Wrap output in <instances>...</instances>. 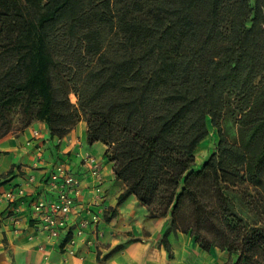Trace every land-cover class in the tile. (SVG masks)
I'll return each mask as SVG.
<instances>
[{
  "label": "trees",
  "instance_id": "obj_1",
  "mask_svg": "<svg viewBox=\"0 0 264 264\" xmlns=\"http://www.w3.org/2000/svg\"><path fill=\"white\" fill-rule=\"evenodd\" d=\"M216 43L221 53L207 56ZM263 83L264 0H0V117L20 105L25 125L36 119L51 138L83 119L87 144L106 146L125 186L117 206L134 196L236 264H264V226L231 198L252 187L257 197L241 202L264 213ZM229 99L245 143L222 133ZM207 119L218 147L193 169Z\"/></svg>",
  "mask_w": 264,
  "mask_h": 264
},
{
  "label": "crops",
  "instance_id": "obj_2",
  "mask_svg": "<svg viewBox=\"0 0 264 264\" xmlns=\"http://www.w3.org/2000/svg\"><path fill=\"white\" fill-rule=\"evenodd\" d=\"M86 129L81 121L58 142L56 137L51 138L44 123L36 122L18 136L0 141V194L18 188L29 176L35 181L27 189V197L16 203L15 213L0 199V264H231L232 257L227 252L218 248L204 252L190 237L171 229L170 224H149L145 228L132 225L136 211L146 208L134 196L117 206L124 186L115 179L105 158L106 146L100 142L87 144ZM35 132L39 138H33ZM28 141L30 146H26ZM86 153L103 166L101 183L82 173L81 160ZM38 156L41 163L33 168ZM56 163L68 165L78 177L82 201L93 202L95 195L101 197L102 238L90 249L79 247L82 259L78 255L66 256L65 235L58 233L47 238L37 230L31 217V204L37 198H55V194L48 195L45 189ZM109 208L117 211L110 220L106 216ZM11 216L17 222L11 221Z\"/></svg>",
  "mask_w": 264,
  "mask_h": 264
},
{
  "label": "built area",
  "instance_id": "obj_3",
  "mask_svg": "<svg viewBox=\"0 0 264 264\" xmlns=\"http://www.w3.org/2000/svg\"><path fill=\"white\" fill-rule=\"evenodd\" d=\"M33 138H39V133L35 132ZM61 138H57L60 142ZM31 141L26 143L30 146ZM37 152H40L39 147ZM41 163V157L38 156L33 163V168H37ZM83 174L92 177L97 183L102 182L101 164L91 154H84L82 160ZM34 177L29 176L18 188L7 190L0 194V199L7 207H10L11 213L16 212V203L22 202L27 197V189L34 183ZM46 192L55 194V198L39 197L31 204V217L36 222L39 232H42L47 238H52L58 233L65 235L63 242V253L66 256L82 259L83 256L78 253L79 247L86 249L94 247L102 238V232L99 228L102 220V209L100 208L101 197L94 196L93 202H85L81 199L80 180L72 170L63 163H56L53 166L47 180ZM11 221L16 217L11 216ZM73 232L71 233L70 230Z\"/></svg>",
  "mask_w": 264,
  "mask_h": 264
},
{
  "label": "rangeland",
  "instance_id": "obj_4",
  "mask_svg": "<svg viewBox=\"0 0 264 264\" xmlns=\"http://www.w3.org/2000/svg\"><path fill=\"white\" fill-rule=\"evenodd\" d=\"M221 50L222 48L220 44L218 43L213 44L209 48L208 50L209 54H207V56L209 55V56L217 57L221 53ZM67 59H69V57H67ZM67 84H68L66 85L67 88L69 89L72 88L71 84L69 83ZM258 91L261 93L264 92V83L258 86ZM68 97L70 99L71 104L77 105V98L72 92L69 93ZM237 103H238L237 99L228 100L227 107L222 115V119H221L222 121H220V126H221V130H222L224 137L232 144H241L243 142L245 143L248 140V137H246L242 131L243 128L241 127L239 107ZM26 120L27 119L25 115L23 114V107L22 106L20 107V105L13 106L12 108L8 110V112L6 111L0 117V141L10 136H18L19 134L24 132L25 129H27L31 124L39 122L36 119H33L31 120L29 125L26 126L25 125V123H27ZM81 121L85 123L83 119H80L76 123V125ZM206 124L208 128V135L203 141L199 143L195 151V154H194L195 164H194L193 169H199L209 159L210 155L216 152L217 147H218L219 138H218L216 129L211 125L209 119L206 120ZM86 128H87V125H86ZM86 132H87V129H86ZM254 149H256V145H252L251 150H254ZM110 165L112 168V164ZM262 181L264 183V174L262 176ZM121 184H123V182ZM124 189H125V186H124ZM246 194H251V196L257 197L252 187H247V189H245V192H242V193L239 192L236 195H231V198L233 200L234 212L239 217L243 218L244 220L249 221L250 224H257V226H260V225L264 226V213H261V217H260L256 214L255 211L249 212L243 206L241 200L243 198V195H246ZM116 212L117 211L115 208H109L108 211L106 212L107 218L110 220L111 218L115 216ZM136 212H137V215L134 218H132L133 220L132 225L142 226L145 228L149 224H154L157 226L160 224H164V225L170 224V221H169L170 218H165V219L150 218L148 211L145 210L143 207H141V209H139ZM231 257H232L231 264H236L237 255L233 254Z\"/></svg>",
  "mask_w": 264,
  "mask_h": 264
}]
</instances>
